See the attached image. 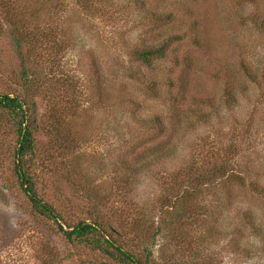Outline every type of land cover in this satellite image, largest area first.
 <instances>
[{
	"label": "rangeland",
	"instance_id": "obj_1",
	"mask_svg": "<svg viewBox=\"0 0 264 264\" xmlns=\"http://www.w3.org/2000/svg\"><path fill=\"white\" fill-rule=\"evenodd\" d=\"M245 2L203 0L192 26L177 11L158 20L173 0H0V95L33 115L36 193L61 214L20 188L0 110V264H122L58 226L93 219L152 264H264V30ZM202 29L203 46L188 41ZM150 43L163 53L133 81L127 51ZM212 162L224 172L180 221L169 209L186 169Z\"/></svg>",
	"mask_w": 264,
	"mask_h": 264
},
{
	"label": "trees",
	"instance_id": "obj_2",
	"mask_svg": "<svg viewBox=\"0 0 264 264\" xmlns=\"http://www.w3.org/2000/svg\"><path fill=\"white\" fill-rule=\"evenodd\" d=\"M88 1L90 0H77L78 3H87ZM162 1L165 2V0ZM245 1V3L252 4L253 7L259 6V9L257 8V10L255 11H250L248 18L251 19L252 17L254 22H258V25L261 26L259 31L261 30L263 32L264 0ZM201 2H203V0H173V3L169 4L171 5L172 9H170V11L168 10L167 15L159 16L158 20L166 22L168 19L165 18H168V16H170L173 11H177L185 18H190L189 23H191L192 26H195L196 24H198V22L203 23V21L197 17V10H199L198 6ZM90 7L91 4L89 8ZM158 8L162 10L163 6L160 3H156V6L150 8V11L156 13L158 11ZM42 30L43 29H38V32L42 33ZM162 30L163 33L165 30H167L168 32L169 27H167V24L162 27ZM189 34L190 38H188V41H191L192 43H195L197 45L202 42L200 46L204 45L205 31L203 29L201 37L195 30H191ZM178 38L181 39V37ZM21 41V39H17V44L19 47L21 46ZM164 48L159 47L158 49L153 50L150 43L148 47L142 46L129 49V51H127L129 53V59L131 60H129V64H138L137 69L128 67L127 70L130 72L129 78L133 81L144 83L145 81L143 79L146 74L143 72L144 70H140V66L146 67L150 62V58L154 54L157 53L159 55H162L163 52L161 49L164 50ZM246 62L239 60V69L244 71L246 74H249V79L254 80L255 78L252 76L255 73L254 68L248 61ZM179 79L181 78L179 77ZM182 82L185 83L186 79H183ZM56 83L57 85H60V79H58ZM25 103L26 102L24 99L16 95L11 96L8 93L0 95V110L11 117L12 124L14 123L13 126L16 129L18 135V146H16L14 150L13 169L17 175L20 188L28 196L34 206L38 208L39 212L48 217H51L54 221L57 222L60 219L61 214H59L57 210L47 202L39 199L36 193V184L40 181L39 179L36 180L34 177L36 173V167L38 166L33 138V127H35V123L32 119L33 115L24 106ZM52 130L57 136L61 131V129H59L57 126H53ZM211 164V166L213 167H204L201 164L193 163L186 169L185 176L182 177L186 181L182 182L183 185L181 187V190L179 192H176L175 194L176 202L174 203L176 204V206L169 209L171 210L173 216L178 218L180 221L183 222V220L189 219V217L194 213L196 204L195 201H197L194 198H197V195L201 193L203 184L206 182H210V180L213 179L212 177L217 176V174L220 173L221 170H223L224 172L225 166H223L224 168H221L218 167V163L212 162ZM177 205L180 210L177 209ZM178 211H181V213ZM164 217L165 215L163 216V218ZM58 226L59 229L62 230V233L67 240L72 242L77 241L83 245H91L93 249L101 248L103 249V251H105V253H107V255H109V257L122 264H152L148 262V260H142L132 252L124 249L122 245L116 243L114 239L109 238L107 236L108 234H106V230L103 224L97 219H93L92 222H78L69 230H63L61 223H59Z\"/></svg>",
	"mask_w": 264,
	"mask_h": 264
}]
</instances>
